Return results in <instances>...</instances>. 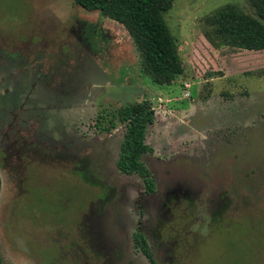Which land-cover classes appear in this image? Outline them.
<instances>
[{
  "label": "rangeland",
  "instance_id": "obj_1",
  "mask_svg": "<svg viewBox=\"0 0 264 264\" xmlns=\"http://www.w3.org/2000/svg\"><path fill=\"white\" fill-rule=\"evenodd\" d=\"M228 5L257 17L250 0H174L185 75L157 86L118 22L73 0H0L5 264H151L142 231L156 264H264V52L207 42L205 19ZM141 101L159 188L177 177L200 191L154 227L161 203L145 206L143 180L117 166L127 126H95Z\"/></svg>",
  "mask_w": 264,
  "mask_h": 264
},
{
  "label": "trees",
  "instance_id": "obj_2",
  "mask_svg": "<svg viewBox=\"0 0 264 264\" xmlns=\"http://www.w3.org/2000/svg\"><path fill=\"white\" fill-rule=\"evenodd\" d=\"M73 1L88 12H99L118 22L129 32L141 55L142 72L155 85L170 86L185 75L176 40L165 20L174 0ZM250 1L256 8L255 18L228 5L205 19L203 36L213 48L224 45L246 52H264V0ZM154 121L155 111L151 104L141 101L121 106L116 113L100 116L95 124L97 130L108 133L119 124L127 126L117 166L121 173L138 175L149 192L156 189V181L143 157L154 151L146 143L148 126ZM134 241L152 260L145 236L137 232ZM0 264H5L1 252Z\"/></svg>",
  "mask_w": 264,
  "mask_h": 264
},
{
  "label": "flooded vegetation",
  "instance_id": "obj_3",
  "mask_svg": "<svg viewBox=\"0 0 264 264\" xmlns=\"http://www.w3.org/2000/svg\"><path fill=\"white\" fill-rule=\"evenodd\" d=\"M121 175L124 177L132 176V175L124 174V173H122ZM115 186H117V184H113L112 191H115L114 189ZM162 186H163L162 188H159V185L156 181V189L152 192H149L147 191L146 186L144 185V191L140 194L142 196L145 206L150 205L151 200H155L156 203H161V207L159 204L158 208L156 209V210H159L158 214H154L152 218L149 215H147L148 218H146V222H144L145 225L149 224L151 227H154L158 225V221L160 219H161L160 224L170 223L171 221H174V216H175L174 211L177 210L178 208H181L183 204H187V203H190L196 200V198L200 194V191L197 190L195 187L191 186L190 184H187V182L183 180L180 181L179 178L177 177H173L172 179H169L168 181H164ZM105 195H108V190L106 191ZM141 233L145 236V238L148 241L147 236L149 235L148 234L146 235L143 231ZM143 256L151 264H156L153 258L152 252H151L152 260H150L144 254ZM115 261H116V258L113 259V263H115Z\"/></svg>",
  "mask_w": 264,
  "mask_h": 264
}]
</instances>
